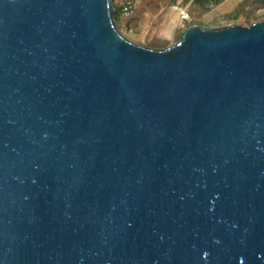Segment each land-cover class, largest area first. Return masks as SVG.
I'll list each match as a JSON object with an SVG mask.
<instances>
[{
    "label": "water",
    "instance_id": "obj_1",
    "mask_svg": "<svg viewBox=\"0 0 264 264\" xmlns=\"http://www.w3.org/2000/svg\"><path fill=\"white\" fill-rule=\"evenodd\" d=\"M114 13L0 0V264H264V18Z\"/></svg>",
    "mask_w": 264,
    "mask_h": 264
},
{
    "label": "rangeland",
    "instance_id": "obj_2",
    "mask_svg": "<svg viewBox=\"0 0 264 264\" xmlns=\"http://www.w3.org/2000/svg\"><path fill=\"white\" fill-rule=\"evenodd\" d=\"M241 0H224L218 5L213 6L208 12L198 14L197 11L189 10L190 1L177 0L175 3L161 4L158 11L149 10L143 14L137 27H128L124 24L125 17H122L121 31L131 40L138 43H146L154 37L174 43L179 31L187 27L188 22L197 20L206 26H220L229 23H241L248 25L250 22L246 18V11L241 12L238 17L233 18L235 9ZM137 7L140 6V0H136ZM187 8L190 19H181V10ZM261 16L256 19L264 18V7L257 10ZM122 16V15H121ZM255 20H252L253 22Z\"/></svg>",
    "mask_w": 264,
    "mask_h": 264
},
{
    "label": "trees",
    "instance_id": "obj_3",
    "mask_svg": "<svg viewBox=\"0 0 264 264\" xmlns=\"http://www.w3.org/2000/svg\"><path fill=\"white\" fill-rule=\"evenodd\" d=\"M113 5L115 8V21L118 25V27L121 29V23H122V16H121V4L117 0H112ZM183 1H190L189 10L191 12L197 11L198 14H204L208 12L213 6L218 5L224 0H183ZM177 0H140L141 7L138 6L135 13L126 17L124 20V24H126L129 28L137 27L140 23L141 18L143 17V14L146 11L154 10L158 11L161 7V4H168V3H175ZM264 7V0H241L234 12V17H238L241 12L246 11V18L251 23L252 20L258 19L261 15L257 13V10ZM191 24H202L197 20H193L188 22V25ZM181 35V31L178 32L176 39H179ZM145 45L155 47V48H161L168 45V41L160 39L159 37H154L150 41L144 43Z\"/></svg>",
    "mask_w": 264,
    "mask_h": 264
},
{
    "label": "built area",
    "instance_id": "obj_4",
    "mask_svg": "<svg viewBox=\"0 0 264 264\" xmlns=\"http://www.w3.org/2000/svg\"><path fill=\"white\" fill-rule=\"evenodd\" d=\"M120 2L122 8H121V15L125 18L134 14L137 9V3L136 0H117ZM181 19L182 20H188L190 19V15L187 8H184L181 10Z\"/></svg>",
    "mask_w": 264,
    "mask_h": 264
}]
</instances>
